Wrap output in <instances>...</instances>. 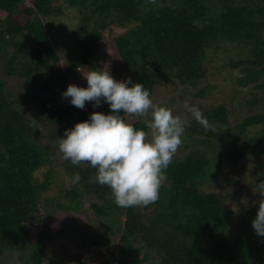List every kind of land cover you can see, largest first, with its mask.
Instances as JSON below:
<instances>
[{
	"label": "trees",
	"instance_id": "16d2710c",
	"mask_svg": "<svg viewBox=\"0 0 264 264\" xmlns=\"http://www.w3.org/2000/svg\"><path fill=\"white\" fill-rule=\"evenodd\" d=\"M60 1L80 19L77 30L65 25L82 52L66 69L68 76L96 60L103 52V32L117 27L124 32L111 39L114 68L143 83L151 96L171 80L197 85L208 73V52L221 45L243 49L226 64L239 71L238 87L264 93V0H31L30 5L26 0H0V14H6L0 16V254L36 247L26 264H43L46 237H39L33 247L28 235L45 208L43 194L54 183L51 172L42 182L36 174L52 166L55 152L62 153L59 138L53 144L38 128L40 119L30 122L21 95L43 110L41 119L61 138L90 113L110 111L106 103L96 110L80 109L61 97L69 82L55 73L59 58L45 26V20L52 24L64 15ZM234 96L240 99L238 90ZM255 99L248 104L254 105ZM261 110L230 126L223 103L202 113L209 128L192 120L185 130L190 139L186 146L204 149L174 157L158 200L147 206H117L109 187L90 181L94 168L63 159L70 178L79 173L81 179L64 194L70 204L57 205L77 210L90 199L94 215L104 218V232L111 239L120 236L119 264H264V237L251 224L259 204L235 212L222 194L204 189L223 175L225 161L264 155ZM147 124L133 123L150 132ZM98 242L96 237L93 244Z\"/></svg>",
	"mask_w": 264,
	"mask_h": 264
},
{
	"label": "rangeland",
	"instance_id": "374dc122",
	"mask_svg": "<svg viewBox=\"0 0 264 264\" xmlns=\"http://www.w3.org/2000/svg\"><path fill=\"white\" fill-rule=\"evenodd\" d=\"M30 3L31 0H26V4L30 5ZM58 5L63 8L64 15L58 18L55 23L52 22V24L50 19L45 20L49 39L59 58V62L54 65L58 78L62 80V78L67 77L69 84L86 87L87 81L83 73H87L92 68L109 69L111 75L117 80L128 77L125 72H117L112 62L113 49L110 46L111 39L117 37L118 33L124 32V30L117 27H111L103 32L104 48L96 60L89 62L86 67L81 68L74 75H67L66 69L70 67L72 60L82 53L76 50L72 34L69 32V30L78 29L80 19L75 11L67 10L64 1H60ZM5 15V13L0 14L1 17H5ZM66 24H68L69 30L66 29ZM221 46L218 49L210 50L207 54L206 67L208 73L205 79L195 86H182L175 80L164 83L151 96L154 104L166 106L172 109L174 114H178L191 122L194 118L184 109L183 105L185 102L189 105L198 106L202 113L218 104L225 103L228 107L230 126L231 124H238L245 117L260 112L264 106V103L260 105L261 99H264V93L257 91L252 86L246 89L238 87L237 78L240 75L239 71L232 70L226 65L231 56H239L243 50L242 47ZM11 82L13 83L14 81ZM236 90L240 93V99L234 96ZM256 95L259 97L255 99ZM21 98L22 108L25 110L27 117L30 118V122L33 124L40 119L38 128L42 133L47 134L46 139L52 140L54 144V141L61 137L49 130L48 124L41 119L43 110L36 108L29 101L30 98L27 95H21ZM250 99H255L254 105L248 104ZM84 108L97 109V107H93L92 102H86ZM125 119L132 124L142 121L148 123L151 120V116L150 114H146L143 117L126 115ZM256 130L257 128L252 129L250 135L254 134ZM150 135L151 130L149 132ZM189 140L184 134L183 142L174 157L180 159L195 149H204L203 145L194 146L191 144L187 147L186 143ZM62 161V156L55 152L52 166H48L36 174L37 180L42 182L45 179V175L51 172L54 183L51 189L43 194L42 203L45 208L43 207L41 214L32 221L28 243L35 247L39 237H46L42 249L43 264H73V262L82 264V259L85 257L90 261H94L95 264H119L118 257L122 247L120 236L116 235L111 239L109 237L110 233L104 232L100 225L104 218L100 219L94 215V212L90 209V199H85L83 201L84 204L77 210H66L58 207L57 204L59 203L70 204L64 194L74 184L62 166ZM223 169V175L209 185H205V191L222 194L226 198L227 207L232 208L235 212H246L258 204L253 203L254 201L264 199V196L258 193L259 189L257 188V184L264 181V155L253 156L249 154L238 162L225 161ZM234 227H236V222ZM96 237L99 238L97 245L93 244ZM33 251H37L36 247L33 250L27 248L19 251L2 252L0 254V264H26V262L32 261L29 259V255H32ZM106 257H108L109 263L106 262Z\"/></svg>",
	"mask_w": 264,
	"mask_h": 264
},
{
	"label": "clouds",
	"instance_id": "9594fccd",
	"mask_svg": "<svg viewBox=\"0 0 264 264\" xmlns=\"http://www.w3.org/2000/svg\"><path fill=\"white\" fill-rule=\"evenodd\" d=\"M83 76L87 86L69 84L61 93L62 98L80 109L86 102H92L94 108L106 103L110 111H94L88 119L65 129L58 143L62 158L72 165L94 168L96 173L90 181L109 187L117 206H147L157 201L166 179L165 170L190 122L172 109L154 104L149 89L130 76L117 80L104 68H92ZM183 107L201 126L209 128V121L198 106L185 102ZM146 114L151 116L147 124L150 136L125 119L126 115ZM72 179L79 182L80 174L75 173ZM257 188L264 196V181ZM253 203L259 207L251 221L252 228L257 236L264 237V199ZM82 264L95 262L85 257Z\"/></svg>",
	"mask_w": 264,
	"mask_h": 264
}]
</instances>
